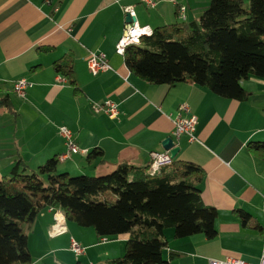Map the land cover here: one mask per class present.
I'll list each match as a JSON object with an SVG mask.
<instances>
[{"label": "crops", "instance_id": "0c3cea01", "mask_svg": "<svg viewBox=\"0 0 264 264\" xmlns=\"http://www.w3.org/2000/svg\"><path fill=\"white\" fill-rule=\"evenodd\" d=\"M178 6L185 7L184 20L178 17ZM208 6L209 0H158L150 10L138 0H0V181L11 175L18 160L36 169L65 153L60 127L72 132L81 150L59 162L58 172L70 175L101 176L122 162L149 166V154L164 152L162 142L172 138L179 147L175 159L205 173L201 199L217 211V235L213 240L200 234L175 239L167 231L164 257L178 254L171 264L229 258L257 263L264 250V162L248 144L264 142V78L241 82L250 94L246 101L227 100L192 83L150 84L131 74L115 52L131 23L127 17L154 30L197 20ZM90 52L104 55L111 69L92 76ZM61 58L72 61L78 93L67 81L56 80L53 63ZM19 79L30 84L23 98L13 91ZM105 101L118 104L117 118L93 111L92 106ZM181 104L196 118L192 141L175 136L173 118ZM96 148L102 157L86 162ZM235 210L249 214L258 228L244 227ZM55 212L43 210L28 234L32 264H81L84 258L93 264L91 258L124 253L125 236L101 243L97 237L84 238V232L68 223L65 234L50 238ZM71 238L85 249L84 255L69 250Z\"/></svg>", "mask_w": 264, "mask_h": 264}, {"label": "trees", "instance_id": "16d2710c", "mask_svg": "<svg viewBox=\"0 0 264 264\" xmlns=\"http://www.w3.org/2000/svg\"><path fill=\"white\" fill-rule=\"evenodd\" d=\"M123 59L131 74L150 84L192 83L244 102L250 94L241 82L264 78V0H209L197 20L154 29L140 45L127 47ZM53 68L78 93L72 61L61 58ZM248 146L264 162V142ZM102 155L93 149L86 162ZM58 164L53 157L29 169L18 160L0 181V264H32L28 234L47 209L60 211L66 223L92 228L99 240L125 236L124 255L103 264H171L178 254L164 257L167 231L175 239L200 234L213 240L217 235V211L201 199L205 173L198 165L174 158L150 175L148 166L122 162L105 175L71 176L58 172ZM234 214L244 227L258 228L246 212Z\"/></svg>", "mask_w": 264, "mask_h": 264}, {"label": "built area", "instance_id": "2783aa9c", "mask_svg": "<svg viewBox=\"0 0 264 264\" xmlns=\"http://www.w3.org/2000/svg\"><path fill=\"white\" fill-rule=\"evenodd\" d=\"M138 2L145 7L147 10L156 8L158 0H138ZM129 17L134 18V13L131 9H126L125 11ZM185 7L178 6V17L184 20ZM153 35V29L149 26H139L135 20L131 22L123 31L120 39L115 45L116 54L123 56L125 50L129 46L140 45L142 39L149 38ZM88 69L92 76H97L98 74L110 70V66L104 55L101 53L90 52L87 59ZM57 82H65V78L61 75H57ZM30 84L26 79H19L14 81L13 91L18 96L23 98L25 95V90ZM95 113H104L109 118L115 119L119 115L118 104L112 101H105L102 104L92 106ZM173 124L175 128V136L178 138L182 135H186L190 141L194 139V131L196 126V118L190 114L189 107L187 104H181L177 108V113L173 118ZM59 135L63 138L67 151L63 154L57 155L56 159L58 162H64L71 155L78 154L81 150L77 146L72 132L66 127L59 128ZM150 164H149V174L156 175L159 173L160 168L172 163L173 158L169 151H164L160 153L152 152L149 154ZM67 232L66 220L64 215L60 211L54 213V221L51 228L48 230V236L54 238L63 235ZM108 240L106 238L100 239L99 242L105 243ZM69 250L75 256H82L85 254V249L74 239L71 238ZM208 264H264V250L262 251L259 261L257 263H249L240 259H226V260H216L209 259Z\"/></svg>", "mask_w": 264, "mask_h": 264}, {"label": "rangeland", "instance_id": "374dc122", "mask_svg": "<svg viewBox=\"0 0 264 264\" xmlns=\"http://www.w3.org/2000/svg\"><path fill=\"white\" fill-rule=\"evenodd\" d=\"M245 2L246 3H248V0H245ZM182 22V21H181ZM141 46L142 47H147V48H149V46H147L146 44H145V42H142V44H141ZM60 164H58V167H60L59 166ZM58 170H59V168H58ZM71 176H80V175H76V174H71ZM106 198H107V200H111V201H114L113 199H112V196L110 195V194H106ZM68 224H72V225H74V227H76L77 229H79L81 232H84V238H88V237H91V236H93V237H96L95 236V232H94V230L92 229V228H82V227H79L78 225H76L75 223H71V222H68ZM170 232V231H169ZM169 232H167V233H169ZM88 233V234H87ZM114 241H116V240H114ZM111 242H113V241H111ZM124 246H125V243H124ZM124 255V253L121 255V257ZM114 258H117V257H113V258H110V259H105V260H100V259H96V258H91L90 260H92V262H93V264H103V261H108V260H112V259H114ZM80 262H81V264H88L87 262V259H80Z\"/></svg>", "mask_w": 264, "mask_h": 264}, {"label": "water", "instance_id": "95a60500", "mask_svg": "<svg viewBox=\"0 0 264 264\" xmlns=\"http://www.w3.org/2000/svg\"><path fill=\"white\" fill-rule=\"evenodd\" d=\"M126 22H133V19H129L127 17ZM162 148L165 151H169L172 158H175V156L179 152V147L174 146L172 138H167L162 142Z\"/></svg>", "mask_w": 264, "mask_h": 264}]
</instances>
